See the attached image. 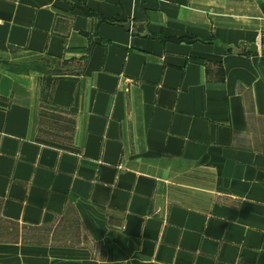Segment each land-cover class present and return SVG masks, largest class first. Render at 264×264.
I'll return each instance as SVG.
<instances>
[{
    "label": "crops",
    "instance_id": "crops-1",
    "mask_svg": "<svg viewBox=\"0 0 264 264\" xmlns=\"http://www.w3.org/2000/svg\"><path fill=\"white\" fill-rule=\"evenodd\" d=\"M0 224V264H264V0H0Z\"/></svg>",
    "mask_w": 264,
    "mask_h": 264
},
{
    "label": "rangeland",
    "instance_id": "rangeland-1",
    "mask_svg": "<svg viewBox=\"0 0 264 264\" xmlns=\"http://www.w3.org/2000/svg\"><path fill=\"white\" fill-rule=\"evenodd\" d=\"M9 226L7 224L3 225V224H0V237H5L7 235V232L5 231V228ZM11 227V226H10ZM12 228V227H11ZM51 229L47 230V232H38V231H35V232H32L31 235L35 238V239H44V240H48L49 237H50V234H51ZM0 240H3L2 238H0Z\"/></svg>",
    "mask_w": 264,
    "mask_h": 264
},
{
    "label": "water",
    "instance_id": "water-1",
    "mask_svg": "<svg viewBox=\"0 0 264 264\" xmlns=\"http://www.w3.org/2000/svg\"><path fill=\"white\" fill-rule=\"evenodd\" d=\"M249 47L254 50L256 46L254 44H251Z\"/></svg>",
    "mask_w": 264,
    "mask_h": 264
}]
</instances>
